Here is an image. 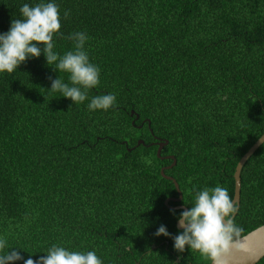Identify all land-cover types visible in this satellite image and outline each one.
<instances>
[{
  "label": "trees",
  "instance_id": "obj_1",
  "mask_svg": "<svg viewBox=\"0 0 264 264\" xmlns=\"http://www.w3.org/2000/svg\"><path fill=\"white\" fill-rule=\"evenodd\" d=\"M47 2L61 15L54 51L87 33L99 84L81 103L63 98L49 76L71 86L70 74L43 54L0 72V255L36 259L56 245L102 264H209L154 235L181 231L183 210L164 203L177 191L160 169L173 155L172 207L217 185L233 198L235 166L264 132V0H0V33L23 4ZM103 94L115 105L90 110ZM240 179L239 237L264 223V143Z\"/></svg>",
  "mask_w": 264,
  "mask_h": 264
},
{
  "label": "clouds",
  "instance_id": "obj_2",
  "mask_svg": "<svg viewBox=\"0 0 264 264\" xmlns=\"http://www.w3.org/2000/svg\"><path fill=\"white\" fill-rule=\"evenodd\" d=\"M22 19H12L6 32L0 33V72L12 73L31 58L44 55L47 65L55 64V69L69 73L71 86L60 77L53 78L50 89L59 91L63 98L81 103L88 97V90L98 86L100 69L89 60L84 49L88 35L85 32H74L70 38L75 42V49L62 56L54 51V34L61 29L59 5L55 2L37 3L34 6L23 4L19 9ZM65 18L68 12L64 13ZM54 70V71H56ZM114 94L97 95L91 98L90 110L114 106ZM264 143V140L261 141ZM175 214V210H170ZM236 202L229 196L226 188L217 185L205 188L196 193L195 204L181 210L177 218L178 228L173 235L161 224L155 236L170 237L178 253L187 249L200 252L209 257L213 264H221L222 257L237 246L236 238L241 228L235 223ZM6 247V241L0 240V249ZM102 264L94 251H69L53 245L46 255L36 259L25 258L17 249L0 255V264Z\"/></svg>",
  "mask_w": 264,
  "mask_h": 264
},
{
  "label": "water",
  "instance_id": "obj_3",
  "mask_svg": "<svg viewBox=\"0 0 264 264\" xmlns=\"http://www.w3.org/2000/svg\"><path fill=\"white\" fill-rule=\"evenodd\" d=\"M262 140H264V132L240 157V159L238 160L235 166L233 173L234 192L232 199L236 202L237 209L240 203V187H241L240 173L242 166L247 161V159L253 154V152L262 144L261 142ZM139 142L142 141L140 140ZM165 144H167V140L162 142L160 141L157 142V150H156L157 156H160V151ZM166 157L171 158L172 163L165 167H161L160 173L164 178L169 179L174 183V186L177 191V197H169L165 199L164 203L169 208L184 209L186 207L183 205H177L173 207L168 205L169 201H177V202L180 201L182 198V193L179 189L177 181L173 177L164 174L165 169L171 168L176 163V160L173 155H168ZM176 227L178 228L177 222H176ZM236 240H237V246L230 249V251L222 257L221 264H256L264 256V223L254 228L253 230L247 232L246 234L236 238ZM209 264H213V261L211 260Z\"/></svg>",
  "mask_w": 264,
  "mask_h": 264
}]
</instances>
